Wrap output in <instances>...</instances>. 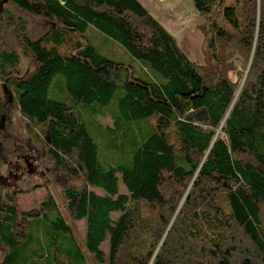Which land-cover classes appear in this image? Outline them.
I'll return each instance as SVG.
<instances>
[{"label": "trees", "instance_id": "trees-1", "mask_svg": "<svg viewBox=\"0 0 264 264\" xmlns=\"http://www.w3.org/2000/svg\"><path fill=\"white\" fill-rule=\"evenodd\" d=\"M8 1L54 26L32 38L23 18L0 16V83L54 169L82 178L83 188L62 196L69 217L86 220L94 260L264 264V0H190L203 19V64L139 0ZM10 26L24 29L33 57L24 76V51L5 41ZM88 27L141 70L102 54ZM228 50L243 59L235 81ZM57 74L66 101L48 97ZM78 105L109 115L107 132L94 139ZM96 138L116 163L98 160ZM18 192L0 191V264H86L53 196L25 210Z\"/></svg>", "mask_w": 264, "mask_h": 264}, {"label": "rangeland", "instance_id": "rangeland-1", "mask_svg": "<svg viewBox=\"0 0 264 264\" xmlns=\"http://www.w3.org/2000/svg\"><path fill=\"white\" fill-rule=\"evenodd\" d=\"M139 1L175 37L178 45L189 59L196 63H204L203 47L205 38L198 27L203 19L196 12L190 0ZM9 13L25 20L26 29H28L32 38L40 37L47 30H54V26L49 29L52 24L48 21L22 12L8 0H0V16ZM6 29L8 32L4 35L5 41L20 54L24 51L21 55V75L24 76L33 67V57L28 50L24 49L20 38V33L24 29L19 28V31H14V26ZM84 34L102 54L117 62L132 65L141 70L140 64L116 41L93 27H88ZM65 35H70L73 40L76 39L74 32H67ZM42 42L44 45L53 44L52 42L46 44L44 40ZM69 42L70 40H68ZM224 56L226 62L231 64V67H227L228 76L235 81L237 73L242 70L243 59L238 52L233 50L226 51ZM248 64H250V61ZM62 83V77L58 74L55 75L48 88L49 98L66 101L68 95ZM75 109L79 111L81 117L87 123L89 133L94 139L98 133L107 132L105 127L111 125L109 115L103 116L101 113H94L89 105H78ZM90 120L92 124L88 123ZM96 140L98 143V160L102 164L116 163L119 157L117 158L105 149L102 139L96 138ZM40 145L41 142L30 136L26 131L24 121L16 108L13 92L0 83V191L18 190V201L25 210H29L33 204L43 199L46 193H50L57 203L59 213L68 223L82 249L86 264H99L85 248L86 220H72L66 211V204L62 196L63 189L67 187L72 189L83 188V180L80 176L73 177L63 172H57L52 162L45 155L44 147ZM120 190L126 192L121 185ZM96 192L100 193L99 190H96ZM118 216L119 213L112 214L114 219ZM101 248L107 254L108 246L106 242L101 245ZM102 264L108 263L104 262Z\"/></svg>", "mask_w": 264, "mask_h": 264}, {"label": "water", "instance_id": "water-1", "mask_svg": "<svg viewBox=\"0 0 264 264\" xmlns=\"http://www.w3.org/2000/svg\"><path fill=\"white\" fill-rule=\"evenodd\" d=\"M248 67H249V64H248Z\"/></svg>", "mask_w": 264, "mask_h": 264}]
</instances>
